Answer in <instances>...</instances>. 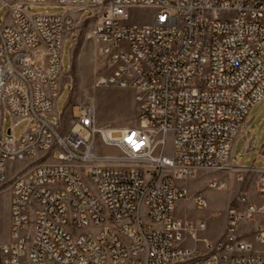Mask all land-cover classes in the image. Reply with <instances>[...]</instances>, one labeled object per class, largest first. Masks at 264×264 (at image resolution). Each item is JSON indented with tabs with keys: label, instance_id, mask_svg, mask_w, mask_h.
Returning a JSON list of instances; mask_svg holds the SVG:
<instances>
[{
	"label": "built area",
	"instance_id": "1",
	"mask_svg": "<svg viewBox=\"0 0 264 264\" xmlns=\"http://www.w3.org/2000/svg\"><path fill=\"white\" fill-rule=\"evenodd\" d=\"M5 3L0 104L30 123L19 136L11 126L12 137L0 123V181L9 163L27 162L9 185L0 264H264V166L231 164L264 98V0H0V8ZM48 3L66 12L26 9ZM136 9L150 10L152 20L142 22ZM88 22L111 71L100 82L136 91L138 123L119 135L97 126L92 104L69 128L56 110L66 38ZM97 133L122 154L98 153ZM200 169L254 183L237 195L214 241L199 236L205 220L176 215L190 194L184 182ZM208 184L223 189L228 181ZM194 201L208 205L202 191Z\"/></svg>",
	"mask_w": 264,
	"mask_h": 264
},
{
	"label": "rangeland",
	"instance_id": "2",
	"mask_svg": "<svg viewBox=\"0 0 264 264\" xmlns=\"http://www.w3.org/2000/svg\"><path fill=\"white\" fill-rule=\"evenodd\" d=\"M14 2L15 0H3ZM27 11L32 14L41 12H66V8L60 5L29 4ZM70 10V9H69ZM93 11L87 10L84 17L92 16ZM136 17L142 22L152 20V13L148 9H136ZM11 15L8 4L0 8V22L9 23ZM93 23H84L78 37L67 36L64 52L63 66L65 73L60 78L62 92L57 101V109L64 112L63 118L66 128L71 126V116H78L80 107L92 104L96 108L97 126L106 134L119 135V130L134 126L138 123L139 104L135 99L136 91L129 87H119L113 84L101 83L102 77L110 74L107 60L99 53L95 40L90 32ZM38 62L41 63V54H38ZM66 82V83H65ZM72 110V113H71ZM1 112V104H0ZM30 120L20 119L18 121L8 111L4 120L5 133L8 137V129L13 126V134L19 136L28 127ZM248 127L244 129L235 142L231 164L233 166H264V98L256 104L247 119ZM255 136V137H254ZM254 137L252 145L250 140ZM97 151L100 154H114L120 156L121 150L116 146L106 145L101 134L96 135ZM171 137H169V149L171 151ZM212 177L226 178L228 185L223 189L212 188L208 180ZM0 187L11 183V178L0 181ZM190 189L187 199L181 200L176 215L197 223L199 220L207 222V228L200 231V237L210 240L219 239L225 233L228 211L236 204L237 195L244 190H254L251 178L245 182L237 178L234 171H217L200 169L197 174L184 182ZM202 191L207 198V207L201 209L194 201V194ZM6 225L5 194H0V242L9 240L10 227ZM8 228V230H6ZM188 245L196 242L190 240ZM198 245L202 246L201 242Z\"/></svg>",
	"mask_w": 264,
	"mask_h": 264
},
{
	"label": "crops",
	"instance_id": "3",
	"mask_svg": "<svg viewBox=\"0 0 264 264\" xmlns=\"http://www.w3.org/2000/svg\"><path fill=\"white\" fill-rule=\"evenodd\" d=\"M256 106V105H255ZM254 106V107H255ZM253 107V108H254ZM252 108V110H253ZM58 110V109H56ZM251 110V112H252ZM65 112V111H64ZM250 112V113H251ZM8 113V110H5L2 106H1V112H0V123L1 121L4 119L5 120V116L6 114ZM71 113H72V110H71ZM16 121L20 120L21 118L20 117H17V116H14L12 115ZM255 137V136H254ZM253 137V138H254ZM239 138V136H238ZM237 138V140H238ZM253 138L250 140V145H251V141L253 140ZM236 140V141H237ZM231 159H232V155H231ZM27 165V162L26 161H16V162H11L9 163L8 165V168H7V177L10 179L12 178L15 174H17L20 170H22L23 168H25ZM1 184V183H0ZM1 186V185H0ZM0 194H5V213H6V225L10 227V223H11V193H10V189H9V186L8 184H5L3 185L2 187H0ZM182 201L179 200L177 202V208L179 206V204L181 203ZM176 213H177V209H176ZM8 227V228H9ZM8 228H6V230H8ZM217 240V239H215Z\"/></svg>",
	"mask_w": 264,
	"mask_h": 264
},
{
	"label": "water",
	"instance_id": "4",
	"mask_svg": "<svg viewBox=\"0 0 264 264\" xmlns=\"http://www.w3.org/2000/svg\"><path fill=\"white\" fill-rule=\"evenodd\" d=\"M8 133H9V131H8Z\"/></svg>",
	"mask_w": 264,
	"mask_h": 264
}]
</instances>
